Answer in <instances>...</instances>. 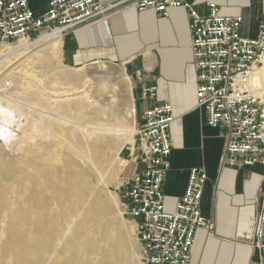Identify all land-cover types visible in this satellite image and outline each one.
I'll return each instance as SVG.
<instances>
[{"label":"built area","instance_id":"1","mask_svg":"<svg viewBox=\"0 0 264 264\" xmlns=\"http://www.w3.org/2000/svg\"><path fill=\"white\" fill-rule=\"evenodd\" d=\"M139 10L165 16L170 8L189 13L190 48L198 75L197 104L207 124L227 131L222 166L243 170L264 166V22L256 37H244L242 17L221 14L216 4L202 15L186 0H129ZM117 5L99 0H51L44 15L36 16L27 0H0V45L51 41L106 15ZM156 87H144L141 97L155 99ZM136 109V108H135ZM175 121L169 101L146 107L135 140L143 169L126 183L122 209L132 224L141 264H193L195 237L200 229L215 233V223L202 214L208 174L193 169L184 196L168 212L164 184L171 169L170 129ZM126 165L129 161H126ZM253 256L249 264H264V176L259 191Z\"/></svg>","mask_w":264,"mask_h":264},{"label":"crops","instance_id":"2","mask_svg":"<svg viewBox=\"0 0 264 264\" xmlns=\"http://www.w3.org/2000/svg\"><path fill=\"white\" fill-rule=\"evenodd\" d=\"M36 16L44 15L51 0H27ZM202 15L216 4L223 16L242 17L244 37H256L264 22V0H186ZM115 9L70 31L62 39L64 64L80 69L96 64L122 67L130 79L138 117L146 107L169 101L175 121L171 126V169L164 184L165 206L175 209L187 189L193 169L204 168L208 181L202 201L203 216L215 223V233L198 230L193 264H249L252 256L259 191L264 166L238 170L222 166L227 131L207 124L198 107V75L190 48L189 13L170 8L165 16L153 9L139 11L129 0H99ZM144 87L157 96L143 100ZM124 183L143 169L138 143L128 148ZM127 187H125V191ZM124 191V193H125Z\"/></svg>","mask_w":264,"mask_h":264},{"label":"bare ground","instance_id":"3","mask_svg":"<svg viewBox=\"0 0 264 264\" xmlns=\"http://www.w3.org/2000/svg\"><path fill=\"white\" fill-rule=\"evenodd\" d=\"M19 43L16 48L0 45V56L18 51L15 57L29 54L33 44ZM62 44L58 35L28 60H50L62 52ZM16 84L18 99H44L46 110L67 118L57 116L54 126L38 124L43 133L54 131L61 141L54 144L64 148L62 152L59 149L54 163L45 157H16L13 147L22 140L15 144L9 132L2 131L10 152L0 154V264H135L129 240L115 219L114 196L110 200L93 181L100 177L106 183L104 175L111 172L109 153L116 146L115 137L134 134V128L123 130L122 125L104 120L107 113L84 87L76 94L64 91L56 96L54 106L43 91L31 89L23 78L17 77ZM18 99L8 101L10 115L21 109ZM68 112L76 117L67 116ZM131 113L136 114L134 108ZM120 151L115 149L117 155ZM125 165L119 159L113 172L115 181Z\"/></svg>","mask_w":264,"mask_h":264},{"label":"rangeland","instance_id":"4","mask_svg":"<svg viewBox=\"0 0 264 264\" xmlns=\"http://www.w3.org/2000/svg\"><path fill=\"white\" fill-rule=\"evenodd\" d=\"M38 41L37 38H34L30 42L33 45L30 53L27 55L22 54L19 55L20 57H15L20 52L18 51L7 57L0 56V154H8L10 152L8 143L2 137V131H8L10 138L16 140L15 144L19 140H22L18 143L19 145L16 144L13 147L16 152V157H23L26 160L29 158L34 159L35 157H45L48 163H54V157L60 153L59 149L61 152L64 151L61 145L58 148V145L54 144L61 142L54 135L56 133L54 131H51L53 134H50V132L43 133L38 124L45 122L54 126V123L57 122V116L67 117L60 115L53 109L46 110L47 103L44 99H18L17 77L23 78L24 82L31 89L43 91L46 97L45 99L54 106L55 97L63 95L64 91L70 94L71 92H75L74 94H76L80 90L85 89L90 91L91 98L107 113L104 120L109 121L111 124L122 125L123 128L121 129L123 130H129L130 127L134 128V134H127L120 138L115 137L116 146L115 148L112 146L113 150L109 153L111 172L104 175L106 183L103 182V184L100 177H95L93 181L97 190L102 191L112 201L114 198V202H116L115 219L123 228L129 240L130 257L135 264H141L138 255L139 246L134 228L124 216L121 205L126 187V183H124V170L130 162L127 166L123 167V172L118 181H115L113 174L119 166V159L128 161L126 151L135 144L136 139L135 133L137 131L136 120L138 113L133 104L130 79L122 67L110 64L101 63L80 69L69 68L63 62L62 52L53 56L50 60L36 59L29 61L28 58L33 53L47 47L51 42ZM19 42L6 45L16 48L20 44ZM60 92L61 94H57ZM12 98L18 99L22 104L20 105L21 109H14L13 114L10 115L8 101ZM133 108L136 113L134 116L131 113ZM44 110L46 111L44 112ZM47 111L51 112L47 114ZM67 116L76 117V114L68 112ZM100 118L103 119L102 117ZM63 141H65L64 138L62 143ZM116 148L121 150L118 155L115 152Z\"/></svg>","mask_w":264,"mask_h":264}]
</instances>
